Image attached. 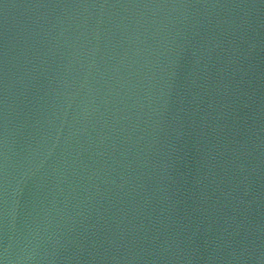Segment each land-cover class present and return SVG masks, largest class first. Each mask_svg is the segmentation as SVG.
<instances>
[{
    "label": "water",
    "instance_id": "1",
    "mask_svg": "<svg viewBox=\"0 0 264 264\" xmlns=\"http://www.w3.org/2000/svg\"><path fill=\"white\" fill-rule=\"evenodd\" d=\"M0 264H264V0H0Z\"/></svg>",
    "mask_w": 264,
    "mask_h": 264
}]
</instances>
